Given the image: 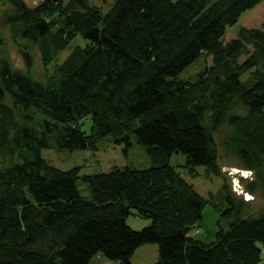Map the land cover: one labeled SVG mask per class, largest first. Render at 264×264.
<instances>
[{
    "label": "trees",
    "instance_id": "16d2710c",
    "mask_svg": "<svg viewBox=\"0 0 264 264\" xmlns=\"http://www.w3.org/2000/svg\"><path fill=\"white\" fill-rule=\"evenodd\" d=\"M2 1L13 9L0 17V264H91L98 254L132 264L149 243L154 264H259L264 208L235 194L220 160L223 151L252 172L247 192L264 197V23L223 41L262 0H117L107 14L91 0ZM79 35L87 44L59 62ZM201 54L213 63L180 79ZM131 134L155 165L81 177L42 156L97 149L108 136L130 144ZM179 152L193 175L205 166L225 179L211 243L191 235L207 201L170 163ZM133 210L151 223L130 227Z\"/></svg>",
    "mask_w": 264,
    "mask_h": 264
},
{
    "label": "rangeland",
    "instance_id": "374dc122",
    "mask_svg": "<svg viewBox=\"0 0 264 264\" xmlns=\"http://www.w3.org/2000/svg\"><path fill=\"white\" fill-rule=\"evenodd\" d=\"M29 7H34L43 0H25ZM94 5L102 9L103 14H107L117 0H91ZM13 6L8 1L0 0V17L4 12L10 11ZM264 23V0L256 7L243 13L241 18L233 25L227 26L226 33L223 36L224 42L239 38V34L243 28H263ZM9 31V30H8ZM87 41L82 36H77L73 42L61 52L59 62H62L72 51L75 46H85ZM6 49L13 61L19 66L23 65L21 56L16 45L6 35ZM34 57L36 65H40L41 57L38 50H35ZM213 63L212 56L201 54L198 59L187 66L178 77L183 80H194L199 73L208 65ZM249 76L247 73L243 79ZM81 128L87 134L91 133L92 120L89 116L82 119ZM97 149H81V150H58L43 149L42 156L49 160L51 164L62 170H70L78 167L80 176L92 175L97 173H108L115 167H134L138 169L149 168L156 164L154 158L150 154L148 147L138 142L135 134H131L130 144L124 141L115 142L111 136L103 138L97 145ZM220 164L223 173L227 178V183L238 196H243V192H247V183L254 181L255 175L251 172H238L237 161L232 156H227L225 152H221ZM170 163L176 167L177 171L191 183L198 193H200L207 203L202 211V218L199 225L191 230V234L206 243H211L216 239L218 230L219 215L215 211L212 200L217 202H225L223 176L207 174L205 166H197L196 173L193 175L185 166L187 162L186 154L183 152L174 153L170 158ZM233 178L238 185L234 187ZM77 187L82 196L91 197V191L82 179L78 180ZM249 193V192H248ZM248 197V196H246ZM254 209L256 211L264 208V197L261 192L253 196ZM245 198V197H244ZM127 223L135 230H141L151 223L149 218H144L136 214L133 210L127 218ZM261 249V261L264 264V245L258 242ZM159 259V246L155 243L144 244L140 246L132 256V264H154Z\"/></svg>",
    "mask_w": 264,
    "mask_h": 264
},
{
    "label": "crops",
    "instance_id": "0c3cea01",
    "mask_svg": "<svg viewBox=\"0 0 264 264\" xmlns=\"http://www.w3.org/2000/svg\"><path fill=\"white\" fill-rule=\"evenodd\" d=\"M91 264H114V263L105 256L98 254L93 258Z\"/></svg>",
    "mask_w": 264,
    "mask_h": 264
},
{
    "label": "bare ground",
    "instance_id": "6f19581e",
    "mask_svg": "<svg viewBox=\"0 0 264 264\" xmlns=\"http://www.w3.org/2000/svg\"><path fill=\"white\" fill-rule=\"evenodd\" d=\"M238 170V168H236ZM239 171V170H238ZM192 235V234H191ZM193 236V235H192ZM195 237V236H194ZM198 239V238H197ZM201 240V239H200ZM203 241V240H202Z\"/></svg>",
    "mask_w": 264,
    "mask_h": 264
}]
</instances>
